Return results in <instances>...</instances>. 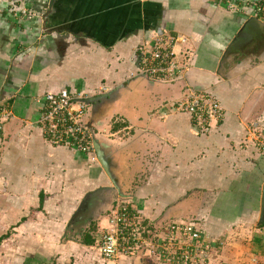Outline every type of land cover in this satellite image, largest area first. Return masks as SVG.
I'll list each match as a JSON object with an SVG mask.
<instances>
[{"label":"crops","instance_id":"crops-1","mask_svg":"<svg viewBox=\"0 0 264 264\" xmlns=\"http://www.w3.org/2000/svg\"><path fill=\"white\" fill-rule=\"evenodd\" d=\"M8 1L0 0V240L15 244L9 253L0 244V264H43L38 254L49 264H141L145 250L102 260L94 249L118 196L155 227L198 219L211 264H264V0L257 17L240 9L244 0H23L31 19L10 13ZM162 31L186 38L175 52L193 51L171 83L135 75L134 48ZM59 88L86 96L83 121L100 132L93 145L105 167L43 140L42 94ZM187 89L221 106L207 134L172 110ZM33 235L62 240L49 254Z\"/></svg>","mask_w":264,"mask_h":264},{"label":"built area","instance_id":"built-area-1","mask_svg":"<svg viewBox=\"0 0 264 264\" xmlns=\"http://www.w3.org/2000/svg\"><path fill=\"white\" fill-rule=\"evenodd\" d=\"M262 1L244 0L240 9L257 17L262 15ZM22 2L9 0L7 9L17 17L31 19L34 13ZM227 8L236 9V5L228 2ZM186 42L183 36H171L163 31L154 34L150 42L133 50L135 75L165 83L176 81L190 67L193 51L185 46L177 52L173 48L175 44ZM85 99L82 93L65 88L46 91L42 94L43 104L36 123L48 145L70 148L86 155L90 162H96L93 141L100 132L84 124ZM172 110L184 113L199 134L209 133L212 122L222 117L219 102L209 93L195 89H187L183 97L173 102ZM258 147L263 150L259 141ZM148 224L127 197L118 196L109 210L102 233L96 238L94 249L97 255L102 260L124 259L145 250L168 264H211L213 245L204 240L198 219L168 221L156 227L152 225L151 229L147 228Z\"/></svg>","mask_w":264,"mask_h":264},{"label":"rangeland","instance_id":"rangeland-1","mask_svg":"<svg viewBox=\"0 0 264 264\" xmlns=\"http://www.w3.org/2000/svg\"><path fill=\"white\" fill-rule=\"evenodd\" d=\"M105 135V134H104ZM68 236V235H67ZM55 237V236H54ZM57 237V236H56ZM62 239L60 238V239H58V237L55 239V240H53V241H47V240H45V239H43V238H39V235H33V240H32V243H33V245H34V247H35V245H36V243H37V245H39L40 247H42L43 249H45V250H47V252H49V254L50 253H53V251H55V249H56V247H57V244H58V242H60ZM15 241H14V239L13 240H11V239H9V235H2V239L0 240V244H3V245H6L7 247H4V249L9 253V250H8V246H12V245H14L15 243H14ZM48 243V244H47ZM3 245H0V247H2ZM3 250V249H2ZM33 252L34 253H36V255L38 254V253H40L39 252V250H34L33 249ZM139 254V253H138ZM137 254V255H138ZM218 254V253H217ZM149 255H152V254H149ZM153 256V255H152ZM1 257H3V251H2V253H1ZM51 257L52 256H50V258L48 257V259L46 258H44L43 256H41L40 254H38L37 255V260L38 261H41V262H43V264H49L50 263V261H51ZM129 257H131V256H128V257H126V258H129ZM152 258V257H151ZM125 259V258H124ZM34 260H36V257H34ZM34 263H36V261H34ZM141 264H168L167 262H165V261H163L162 260V258L161 257H156L155 255L153 256V258H152V260H150V259H147V260H144V262H142Z\"/></svg>","mask_w":264,"mask_h":264},{"label":"trees","instance_id":"trees-1","mask_svg":"<svg viewBox=\"0 0 264 264\" xmlns=\"http://www.w3.org/2000/svg\"><path fill=\"white\" fill-rule=\"evenodd\" d=\"M152 225H153V224L150 222V223L148 224V227H147V228H148V229H151ZM144 236H145L146 238H148V239L150 238V236H148V235H144ZM138 253H142V252L139 251ZM138 253H137V254H138ZM137 254H136V255H137ZM138 255H139V254H138ZM142 255H143L142 257H146V259H150V260H152V258H153L152 255H149V253H148V254H144V253H142ZM151 257H152V258H151Z\"/></svg>","mask_w":264,"mask_h":264},{"label":"water","instance_id":"water-1","mask_svg":"<svg viewBox=\"0 0 264 264\" xmlns=\"http://www.w3.org/2000/svg\"><path fill=\"white\" fill-rule=\"evenodd\" d=\"M94 150H95V148H94ZM95 153H96V158H97V160L101 163L102 167H105V163H104V161L100 158V154L98 153V151H95Z\"/></svg>","mask_w":264,"mask_h":264}]
</instances>
